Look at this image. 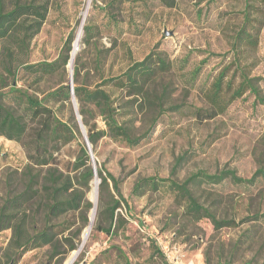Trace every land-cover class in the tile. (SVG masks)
I'll return each mask as SVG.
<instances>
[{
  "label": "rangeland",
  "instance_id": "rangeland-1",
  "mask_svg": "<svg viewBox=\"0 0 264 264\" xmlns=\"http://www.w3.org/2000/svg\"><path fill=\"white\" fill-rule=\"evenodd\" d=\"M38 1L48 4L45 22L40 31L26 41L25 47H20L14 36L0 40V73L8 48L13 53L12 65L18 70V86L38 94L71 126L74 125L72 116L79 108L76 96L72 95L78 53L81 54L78 81L94 87L105 77L121 74L149 53L163 52L173 68L161 74L157 83L170 85L169 101L207 107L198 89L202 84L209 85L221 69L234 60V36L243 20L245 6V0H174L173 6L163 0H124L115 6H109L112 0ZM86 24L95 26L90 45L82 43ZM71 31L75 33L73 49L80 37L73 63L70 59L66 67L41 79L24 69L27 64L56 60ZM240 54L247 57L251 76L258 78L264 97V25L257 50L248 55ZM203 59L207 62L196 86L189 89L184 74ZM235 68L236 65L232 70ZM63 85L69 86L71 98L54 100L51 93ZM1 89L4 88L0 79ZM113 93L122 111L120 120L132 128L134 136L144 137L130 145L103 136L95 149L92 146L94 161L91 160V165L97 171L104 166L119 180V190L129 203V210L124 202L119 209L126 216L125 225L112 235L96 229L99 212L105 205L102 206L100 200V178L94 176L87 193L93 207L87 212L89 223L80 234L85 213L70 212L54 220L61 224L55 246L37 242L17 261L8 263L6 250L12 231L3 230L0 232V264H70L72 261L73 264H174L172 257L156 251L160 242L168 241L171 248L180 249L182 257L190 264H208V260L212 264L224 261L264 264V179L244 185L228 178L220 184L204 183L196 189L200 201L213 206L221 218L235 217L239 222L258 215L254 220L220 229L208 218L194 221L166 188L147 189L141 196L131 194L139 179L167 178L176 166L178 180L198 170L219 173L231 169L243 178L252 177L259 168H264V100H258L247 91L223 114L200 120L184 108L152 116L134 101L141 96L122 89H114ZM97 122L100 128H105L101 117ZM80 130L71 142L51 144L62 168L78 155L77 143L85 140L81 125ZM180 157V164L176 165ZM27 161V151L20 141L0 136V207L6 197L7 174L17 168L22 170ZM95 180L97 209L92 222L95 204L91 191ZM110 190L119 198L112 181ZM108 223L104 220L102 225ZM72 242L77 248L69 251ZM56 251L60 253L56 255Z\"/></svg>",
  "mask_w": 264,
  "mask_h": 264
},
{
  "label": "trees",
  "instance_id": "trees-1",
  "mask_svg": "<svg viewBox=\"0 0 264 264\" xmlns=\"http://www.w3.org/2000/svg\"><path fill=\"white\" fill-rule=\"evenodd\" d=\"M124 0H112L109 6H115ZM168 6L174 5V0H163ZM48 14V4L38 0H0V40L15 37L20 47H25L26 41L36 35ZM243 20L234 36V55L232 62L224 66L208 84H202L199 92L208 104L207 107L189 105L186 102L172 103L170 85L157 83L161 74L171 71L173 63L163 52H151L143 60L134 62L127 70L116 76L102 79L99 84L91 87L80 84L81 54L75 59L74 80L75 96L79 102V113L82 122L87 128L88 139L95 149L103 136L120 139L130 145L137 144L144 136H134L132 128L121 121L120 106L116 105L114 89H122L126 93L141 96L135 98L141 110L152 116H158L166 111L188 109L200 120L211 119L227 111L230 104L241 98L247 91L255 94L258 100L263 101L258 78L251 76L247 57L240 53L256 51L259 46L260 35L264 25V0H245L242 12ZM116 17V16H114ZM82 43L90 45L95 34L93 24L84 25ZM75 33L71 31L65 40L64 46L54 61H40L24 65L28 72L36 74L41 79L44 75L53 74L61 67H66L71 59ZM245 46V47H244ZM12 50L7 48L3 60V71L0 79L3 88L0 90V136L20 141L27 151L28 161L22 170L19 168L9 172L5 179L6 197L0 207V232L11 229L12 234L6 250L8 263L18 260L27 251L34 248L36 243L55 246L57 234L61 231V224L55 219L70 212L85 213L83 226L79 234L89 223L87 212L93 203L87 199L94 179V170L91 165V156L86 140L78 142L79 152L74 160H70L66 168L61 167L57 156L51 150V144H66L76 138V132L81 133L77 114H73L74 125L60 119L53 108L38 94L30 92L27 87L18 86L16 82L18 70L12 65ZM203 59L187 75L189 89L196 86L203 65ZM236 68L232 70V67ZM110 86V88L108 87ZM56 101L71 98L69 86L63 85L51 93ZM101 117L105 128L98 126L97 119ZM181 157L177 164H180ZM176 168L167 178L147 176L139 179L131 192L141 196L147 189H168L173 193L177 203L183 206L186 213L194 221L208 218L216 229L226 226H237L245 221L254 220L258 215L236 221L235 217L224 218L217 215L213 206L205 205L196 194V189L204 183L217 185L231 179L233 182L252 185L258 179H264V168H259L252 177L243 178L235 170L226 169L219 173H209L198 170L184 180L175 178ZM100 178L99 192L102 206L99 212L100 220L96 229L114 234L127 221L120 212L123 202L129 210L128 200L119 190V180L104 166L98 167ZM111 181L119 198L111 192ZM108 200H105L106 197ZM84 211V212H83ZM108 225H102L103 221ZM74 242L70 243L69 251L76 249ZM156 251L163 255L160 247ZM60 252L56 251V255ZM208 264H212L209 260ZM216 264H236L232 261ZM244 264H253L252 261Z\"/></svg>",
  "mask_w": 264,
  "mask_h": 264
},
{
  "label": "built area",
  "instance_id": "built-area-1",
  "mask_svg": "<svg viewBox=\"0 0 264 264\" xmlns=\"http://www.w3.org/2000/svg\"><path fill=\"white\" fill-rule=\"evenodd\" d=\"M160 249L166 253L168 255V257H172L171 258V262L174 264H190L189 261L185 260L182 257L181 251L177 246H172L171 248V244L170 242H166V243H161L160 242ZM171 251L170 255L168 254V252Z\"/></svg>",
  "mask_w": 264,
  "mask_h": 264
},
{
  "label": "water",
  "instance_id": "water-1",
  "mask_svg": "<svg viewBox=\"0 0 264 264\" xmlns=\"http://www.w3.org/2000/svg\"><path fill=\"white\" fill-rule=\"evenodd\" d=\"M73 50H74V51H73V54H72V56H71V63H73V61H74V56H75V53H76V52H75V51H76L75 46H74V49H73ZM72 95H73V96L75 95L74 87L72 88ZM76 114H77V117H78V119H79L80 125H81V127L83 128V130H84V136H85V140H86V143H87V146H88V149H89V154H90V156H91V160L94 161V159H93V149H92V145H91V143H90V141H89V139H88V134H87V132H86V130H85L84 124H83V122H82V116H81V114L79 113L78 108H76ZM94 173H95V177H96V178H99L98 171H97V168H96V167H94ZM71 264H73V262H72Z\"/></svg>",
  "mask_w": 264,
  "mask_h": 264
},
{
  "label": "bare ground",
  "instance_id": "bare-ground-1",
  "mask_svg": "<svg viewBox=\"0 0 264 264\" xmlns=\"http://www.w3.org/2000/svg\"><path fill=\"white\" fill-rule=\"evenodd\" d=\"M79 40H80V37L77 39V43H76L75 47L78 46V44H79ZM97 192H98V186H97V181L95 180V182H94V184H93L92 191H91V198L94 200V204H95V207H94V209L92 210L93 213H92V215H91L92 222H93V220H94L95 212H96V209H97ZM85 234H86V233H85ZM72 259H73V256L70 257V259L68 260V263H70V262L72 261ZM72 262H73V261H72ZM72 262H71V263H72ZM71 263H70V264H71Z\"/></svg>",
  "mask_w": 264,
  "mask_h": 264
}]
</instances>
